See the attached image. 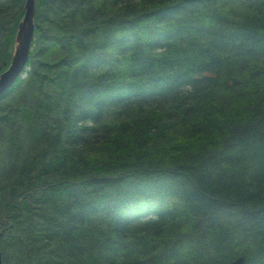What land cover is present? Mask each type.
<instances>
[{"label": "trees", "instance_id": "trees-1", "mask_svg": "<svg viewBox=\"0 0 264 264\" xmlns=\"http://www.w3.org/2000/svg\"><path fill=\"white\" fill-rule=\"evenodd\" d=\"M28 67L0 97L3 264H264V0H37Z\"/></svg>", "mask_w": 264, "mask_h": 264}, {"label": "water", "instance_id": "water-1", "mask_svg": "<svg viewBox=\"0 0 264 264\" xmlns=\"http://www.w3.org/2000/svg\"><path fill=\"white\" fill-rule=\"evenodd\" d=\"M28 7L24 17L18 24L15 51L11 59L9 68L0 75V92L7 89L10 84L16 79L18 74L24 68L28 61L30 47L34 35L33 19L35 15V0H27ZM30 4V6H29ZM4 65H7L6 63ZM242 259H239L233 264H241ZM0 264H3L2 252L0 249Z\"/></svg>", "mask_w": 264, "mask_h": 264}, {"label": "bare ground", "instance_id": "bare-ground-1", "mask_svg": "<svg viewBox=\"0 0 264 264\" xmlns=\"http://www.w3.org/2000/svg\"><path fill=\"white\" fill-rule=\"evenodd\" d=\"M29 6H30V4H29ZM27 7H28V3H27V0H25V4H24V15H25V12H26ZM36 14H37V0H35V15H34V19H33L34 27L36 26ZM24 15H23V17H24ZM16 34H17V30H16ZM16 34H15V38H14V46H13V50H12V56H13L14 51H15ZM6 93H7L6 91H2L0 93V97H2Z\"/></svg>", "mask_w": 264, "mask_h": 264}]
</instances>
